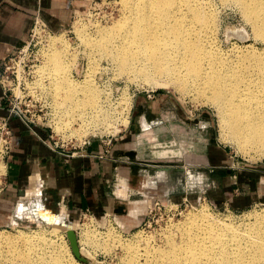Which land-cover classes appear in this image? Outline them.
<instances>
[{"label":"rangeland","instance_id":"1","mask_svg":"<svg viewBox=\"0 0 264 264\" xmlns=\"http://www.w3.org/2000/svg\"><path fill=\"white\" fill-rule=\"evenodd\" d=\"M204 1L216 16L214 45L224 54L246 55L264 47V39L256 33L253 22L244 15L237 2ZM125 2L126 0H93L78 11L69 24L58 27L48 25L46 30L40 27L36 29L33 43L27 49V62L33 64V71L28 77L27 73L23 75L22 80L27 85L24 92L28 91L34 98L43 96L48 100L49 106L43 110H48L45 120H50L57 137L83 142L87 137L113 138L129 125L137 129L132 143L135 148L132 159L134 157L138 161L137 169L141 171L143 178L140 180L143 184L140 187L133 185L137 188L136 193L130 195L126 188L132 187L131 181H128V185L125 181L123 183V179L120 184L113 183L116 193L126 194L125 198L130 201L124 213L114 215L109 211V215L107 212H94V216L91 213L73 216L56 208V219L23 218L0 224V232H17L18 229L44 231L51 241L62 247V259L67 264H88L73 253L67 235V224L75 228L82 254L95 264H127V248L125 250L121 243L124 240H134L140 248L164 245L170 234L175 233L179 237L180 231L176 229V223L187 220L193 213L205 211L221 222L243 226L255 221L256 213L264 209V150L242 148L230 131L224 129L218 105L205 92L198 91L195 86L183 88L164 74H159L154 79L148 78V81L147 77L119 67L112 56L108 55L105 45L98 48V40L90 42L87 39L96 36L101 27L116 29V22L128 9ZM54 40L57 41L56 44L53 43ZM53 49L56 50L52 51ZM59 49L68 57L65 69L48 65L50 53L59 52ZM32 58L34 59L31 60ZM54 72L71 81L82 82L75 90H79L75 97L82 99L81 105L79 101L75 102L76 109L87 110L93 101L107 104L109 118H106V123L95 120L98 128L77 130L81 125L78 116L60 112L55 104L56 93L54 94V87L51 86ZM149 91L153 97L148 96ZM157 98H161L158 106L149 104V100ZM41 101L44 102V99ZM140 102L145 104L147 117L144 114L138 115L139 112L134 110ZM39 106L40 102L37 101V107ZM152 108H155L154 112L151 111ZM43 111H39L41 117L44 116ZM144 120L150 123L149 127H145ZM72 127H77V132ZM166 147H179L182 153L177 155L169 152L168 155L161 156L158 151ZM181 158L185 161L184 164L178 163L177 160ZM153 162L156 166L148 164ZM3 164L4 161L0 159V165ZM164 165L169 166L171 171H166L162 167ZM215 170L236 174L233 179L238 180L241 191L248 195L249 200L245 203L230 202L228 198L221 200L216 192L219 182L213 176ZM3 171L0 169V184L5 173ZM233 192L229 196L232 197ZM86 225L95 228L89 233L93 232L91 236L98 243L91 245L88 241H83L81 232ZM109 230L115 235L103 236ZM111 237L121 240L115 242Z\"/></svg>","mask_w":264,"mask_h":264},{"label":"bare ground","instance_id":"2","mask_svg":"<svg viewBox=\"0 0 264 264\" xmlns=\"http://www.w3.org/2000/svg\"><path fill=\"white\" fill-rule=\"evenodd\" d=\"M233 1L242 7L256 33L264 39V0ZM125 4L128 9L116 22V29L101 27L92 39L84 37L90 42L98 40V48L105 45L108 55L119 67L147 77L148 81L164 74L183 88L195 86L205 92L218 105L224 129L230 131L242 148L264 150V47L246 55L224 54L214 45L216 16L204 0H126ZM66 56L61 50L50 53L48 65L65 69ZM59 74L54 72L51 81L56 93L54 101L60 112L80 119L79 128L72 127V130H94L99 126L95 120L106 123L107 104L93 101L87 110L76 109L75 102L81 105L82 99L75 97L79 92L75 90L82 82ZM169 152L182 153L179 147L158 151L161 156ZM0 169L5 170V165H0ZM44 216L56 219L49 212ZM238 225L221 222L204 211L176 223L179 237L168 233L164 245L140 248L134 240L121 243L127 248V264H264V209L256 213L252 223ZM88 226L82 229L83 241L91 245L98 243L91 236L93 232L89 233L95 228ZM107 235L115 234L109 230L103 236ZM62 255V247L51 241L44 231L0 232V264H67Z\"/></svg>","mask_w":264,"mask_h":264},{"label":"crops","instance_id":"3","mask_svg":"<svg viewBox=\"0 0 264 264\" xmlns=\"http://www.w3.org/2000/svg\"><path fill=\"white\" fill-rule=\"evenodd\" d=\"M92 1L0 0V70L5 58L29 39L37 14L51 27L63 26ZM160 99L149 100V104L158 106ZM144 105L140 102L134 110L147 117ZM8 115V100L0 81V117ZM145 122V127H149L150 123ZM10 124L13 145L6 156V171L0 184V224L23 218L47 219L44 213L55 214L57 209L73 216L87 209L98 214L109 211L121 214L128 209L130 201L126 194L116 193L113 183L120 184L123 179L128 185L131 181L132 187H124L130 195L136 193L133 185L143 184L138 161L132 159L135 151L132 143L137 132L133 125L113 137L111 143L92 137L81 143L77 153L71 154L51 146L50 129L42 124L31 129L16 115L10 116ZM148 164L156 166L155 162ZM235 175L215 170L213 176L219 182L216 192L221 200L245 203L248 195L241 191L238 180L233 179Z\"/></svg>","mask_w":264,"mask_h":264},{"label":"built area","instance_id":"4","mask_svg":"<svg viewBox=\"0 0 264 264\" xmlns=\"http://www.w3.org/2000/svg\"><path fill=\"white\" fill-rule=\"evenodd\" d=\"M39 27L46 30L48 28V23L39 14H37L34 20V25L30 32L29 39L24 44H22L18 50L9 54L5 58L0 70V81L4 87V93L8 100L9 109L8 116L0 117V159L4 162L13 145V129L10 124L11 115L18 116L31 129H34V125L36 124H42L48 127L50 129V136L53 139L51 146L55 149H61L62 151L75 154L82 143L80 141L72 140L73 138H70V140H65L62 137H57V132H55L51 122H49L50 120H45L48 110H43L45 107L49 106L48 100L43 96L34 98V96H31V93L28 91L24 92V89L27 88V85H25V80L22 79L26 73V77H28V74H31L33 71V69H31L33 64H29L27 62V49L33 43L34 36L36 35V29ZM34 45H36L35 42ZM33 59L34 58L31 60ZM26 68H28L27 71ZM147 93L149 97H153V94L150 91ZM42 99H44V102L41 101ZM37 101L40 102L39 107H37ZM39 111H43V117H41ZM101 138L107 140L108 143H111L112 137ZM89 140L90 138L87 137L83 140V143ZM88 213H91L92 215L94 214V212L90 209L82 212V214ZM107 213L108 215L111 214L109 212ZM113 213L114 215H117V212Z\"/></svg>","mask_w":264,"mask_h":264},{"label":"water","instance_id":"5","mask_svg":"<svg viewBox=\"0 0 264 264\" xmlns=\"http://www.w3.org/2000/svg\"><path fill=\"white\" fill-rule=\"evenodd\" d=\"M171 162L172 161H164V163H171ZM178 163L179 164H184L185 161L183 159L182 160H178ZM162 167H164L165 170L170 169L169 166H167V165H164ZM67 235L69 237L71 248H72L73 253L75 254V256L78 259L82 260L83 262H87L88 264H95L93 261H91L89 258H87L86 256H84L82 254L77 232H76L75 228L72 227L70 224H67Z\"/></svg>","mask_w":264,"mask_h":264},{"label":"trees","instance_id":"6","mask_svg":"<svg viewBox=\"0 0 264 264\" xmlns=\"http://www.w3.org/2000/svg\"><path fill=\"white\" fill-rule=\"evenodd\" d=\"M226 171V170H225Z\"/></svg>","mask_w":264,"mask_h":264}]
</instances>
